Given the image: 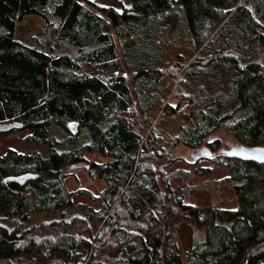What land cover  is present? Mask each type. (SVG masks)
<instances>
[{
	"label": "trees",
	"instance_id": "trees-1",
	"mask_svg": "<svg viewBox=\"0 0 264 264\" xmlns=\"http://www.w3.org/2000/svg\"><path fill=\"white\" fill-rule=\"evenodd\" d=\"M32 16L30 44L16 33ZM0 125L69 134L47 156H0V264H264V0H0ZM181 147L226 170L235 210L184 204ZM77 164L98 195L69 190ZM183 214L205 227L185 251Z\"/></svg>",
	"mask_w": 264,
	"mask_h": 264
},
{
	"label": "rangeland",
	"instance_id": "rangeland-1",
	"mask_svg": "<svg viewBox=\"0 0 264 264\" xmlns=\"http://www.w3.org/2000/svg\"><path fill=\"white\" fill-rule=\"evenodd\" d=\"M45 32L44 21L38 16H32L25 19L17 26V38L20 41L33 44L40 39ZM18 125H0V130ZM75 130V128H73ZM51 143H37L30 141L29 130H24L12 134H3L0 136V156L7 150L12 149L19 153L38 152L43 156L49 154L51 145L66 149V138L69 134L64 133L57 128H53ZM213 139H220L223 144L221 151L229 152L238 145L228 132L222 130L213 136ZM85 140V138H84ZM178 154L181 159L175 163L170 170L172 184L174 187L187 188V194L184 197V204L190 207L206 208L210 206H220L222 209L235 210L237 207V196L233 188L228 185H218L220 178L227 175L222 167L211 165L207 155L208 150H190L184 147L179 148ZM89 160L103 162L105 159L98 154L87 155ZM210 167L212 172L203 173V168ZM69 174L67 186L69 190L85 188L98 195L105 187L104 180L98 177H91L84 164H77L65 169ZM76 203L91 204L84 197L76 196ZM174 225L178 229V242L183 251L192 243L202 241L205 238V227L199 226L193 215L183 214Z\"/></svg>",
	"mask_w": 264,
	"mask_h": 264
},
{
	"label": "water",
	"instance_id": "water-1",
	"mask_svg": "<svg viewBox=\"0 0 264 264\" xmlns=\"http://www.w3.org/2000/svg\"><path fill=\"white\" fill-rule=\"evenodd\" d=\"M260 152V151H259ZM32 178V176L30 175H23V176H19V177H9L6 178L4 182H15V183H19V184H24L26 182L27 179Z\"/></svg>",
	"mask_w": 264,
	"mask_h": 264
}]
</instances>
